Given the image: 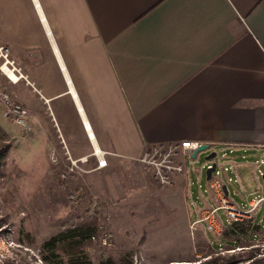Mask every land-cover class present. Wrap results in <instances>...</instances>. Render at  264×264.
Masks as SVG:
<instances>
[{
  "label": "crops",
  "instance_id": "1",
  "mask_svg": "<svg viewBox=\"0 0 264 264\" xmlns=\"http://www.w3.org/2000/svg\"><path fill=\"white\" fill-rule=\"evenodd\" d=\"M11 5L21 10L6 19L26 76L21 102L39 141L53 122L54 151L78 161L98 146L107 160L135 159L184 140L264 151V0ZM66 122L75 130L80 123L92 150H73ZM240 163L230 166L239 178L249 162Z\"/></svg>",
  "mask_w": 264,
  "mask_h": 264
},
{
  "label": "rangeland",
  "instance_id": "2",
  "mask_svg": "<svg viewBox=\"0 0 264 264\" xmlns=\"http://www.w3.org/2000/svg\"><path fill=\"white\" fill-rule=\"evenodd\" d=\"M12 1L0 0V36L3 43L10 46L11 56L20 67V58L15 54L18 51L6 26L7 16L19 19L18 9H7ZM23 85L21 80L13 83L0 73V89L8 90L20 102L27 91ZM33 90V87L29 89L30 92ZM28 111V118L33 123L30 133L19 124L3 119L0 110V124L7 131L10 143L0 174V225L11 229L15 239L29 245L38 255L42 242L53 234L93 219L98 222L99 233L92 238L87 252L95 261L107 256L118 259L130 253L134 264L199 263L220 249L234 251L222 233L210 231L205 222L194 223L205 207L217 204L206 177L211 162L228 167L226 173L232 178L228 182L231 201L244 205L253 196L264 194V162L258 164L264 160V151L244 152L216 147L201 150L190 158L182 148H172L170 164H182L183 169L164 168L163 174H168V178L162 181L154 166L144 159L152 148L135 159L111 156L104 167L98 166L94 155L73 161L62 151L52 148L51 133L55 134L60 148L52 121L44 123L47 134L38 140L36 121L30 119ZM66 126L64 134L74 151L92 150L80 123L78 130L69 122ZM40 142H46L51 148H44ZM166 146L169 151L170 145ZM211 151H216L217 155L213 160H207L206 155ZM234 160L240 164L249 162L240 170V178L230 169ZM219 217L226 224L231 222L224 209L219 210ZM256 217V221L264 226V203ZM29 235L34 237L32 243ZM219 242L225 244L223 248H218ZM255 244L254 240H240L236 250L244 252L257 248L255 258H263L264 247ZM28 254L31 258L24 256L17 264H36V256L30 251ZM252 260L247 258L236 264H247Z\"/></svg>",
  "mask_w": 264,
  "mask_h": 264
},
{
  "label": "built area",
  "instance_id": "3",
  "mask_svg": "<svg viewBox=\"0 0 264 264\" xmlns=\"http://www.w3.org/2000/svg\"><path fill=\"white\" fill-rule=\"evenodd\" d=\"M0 73L6 76L13 83L18 82L21 79H25V74L21 71L20 67L15 64V60L11 56L10 46L4 44L0 37ZM12 74L15 76H12ZM0 110L2 115L6 120L13 121L19 124L24 131H29L31 125L29 123V111L25 104L16 100L8 90L0 89ZM201 143L197 141L184 140L179 145L171 144L170 150L166 149V145H158L152 147V151H148L145 154V161L152 166L160 175L161 180L165 181L168 178V174H163L164 168L171 170L172 168H177L179 170L183 169V165L173 166L170 164L172 158H170L171 153L174 152L172 148H182L184 154L187 157L193 158V151L198 148ZM95 156L98 160V166L104 167L108 164L106 159V152L101 150L99 153L96 149L94 151ZM149 158V159H148ZM264 162L263 159L258 161V164ZM186 164V159H185ZM228 167L226 165L217 166L215 171L212 173L209 179L210 187L213 190V197L217 204L211 203L205 207L204 212L201 216L194 221V223L205 222L206 227L210 231H214L218 234L222 233L225 222L219 217V210L224 209L228 215L229 221H244L246 219H253L256 221L257 212L262 207L264 203V194L255 195L247 201V204L238 205L232 202L225 193L223 185L231 178L225 175ZM264 174V170L262 175ZM227 185V184H226ZM258 222V221H257ZM261 224L260 222H258ZM263 232L259 233L257 238L255 237V245L264 247V226L261 224ZM11 229L6 228L4 225H0V264H17L24 256L31 258L28 254L30 251L36 258V264H45L41 257L40 251L38 253L33 250L26 243L14 238ZM28 251V252H27Z\"/></svg>",
  "mask_w": 264,
  "mask_h": 264
},
{
  "label": "trees",
  "instance_id": "4",
  "mask_svg": "<svg viewBox=\"0 0 264 264\" xmlns=\"http://www.w3.org/2000/svg\"><path fill=\"white\" fill-rule=\"evenodd\" d=\"M9 147L8 133L2 124H0V174L3 157ZM261 232H263L261 224L253 219L231 221L225 224L222 234L223 238H226L227 242L231 243L232 247L230 248L234 249L233 252L222 251L223 249H220L216 251L217 254L199 263L173 262L170 264H236L247 258L253 259L247 264H264V257L255 258L257 248L245 249L244 252L236 250L240 244V240L251 241ZM98 233V222L93 219L64 228L42 242L41 257L45 264H134L130 253H125L118 259L107 256L99 261L93 260L87 252V247L90 245L92 238ZM28 239L31 243L34 241L33 236L29 235ZM224 245L222 242H219L218 248H223ZM230 248L225 247V249ZM241 250L239 249V251Z\"/></svg>",
  "mask_w": 264,
  "mask_h": 264
},
{
  "label": "water",
  "instance_id": "5",
  "mask_svg": "<svg viewBox=\"0 0 264 264\" xmlns=\"http://www.w3.org/2000/svg\"><path fill=\"white\" fill-rule=\"evenodd\" d=\"M209 145L208 144H201L198 148H196L193 153H192V157L194 158L199 151L201 150H205L208 149ZM217 155L216 151H211L209 154L206 155V159L207 160H213L214 157ZM218 166V163L216 161H212L211 164L207 167L206 169V177L207 179H210L212 176V173L215 171L216 167ZM262 178L264 180V174L262 175ZM224 191L225 193L228 194V189H227V185L224 184L223 185Z\"/></svg>",
  "mask_w": 264,
  "mask_h": 264
},
{
  "label": "bare ground",
  "instance_id": "6",
  "mask_svg": "<svg viewBox=\"0 0 264 264\" xmlns=\"http://www.w3.org/2000/svg\"><path fill=\"white\" fill-rule=\"evenodd\" d=\"M12 76H14L13 74H12ZM15 77V76H14ZM88 124V123H87ZM94 138V137H93ZM95 144V143H94ZM97 148H96V150L100 153L101 152V148H99L98 146H96Z\"/></svg>",
  "mask_w": 264,
  "mask_h": 264
}]
</instances>
